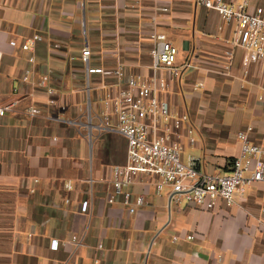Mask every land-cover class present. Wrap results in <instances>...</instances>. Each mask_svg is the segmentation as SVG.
<instances>
[{"label": "crops", "instance_id": "crops-1", "mask_svg": "<svg viewBox=\"0 0 264 264\" xmlns=\"http://www.w3.org/2000/svg\"><path fill=\"white\" fill-rule=\"evenodd\" d=\"M234 25L196 0H0V104L41 108L0 116V264H264L263 183L207 209L175 203L167 189L156 193V176L140 172L128 188L144 203L130 212L121 195L108 201L111 167L126 160L124 135L96 116L85 124L88 102L104 92L98 85L114 82L111 67L151 74L150 33L162 31L178 48L175 64L191 62L177 75L157 69L167 81L160 97L188 116L182 159L197 157L203 172H229L238 130L250 125V141L264 138V64L243 66ZM36 33L42 39L31 51L19 46ZM85 43L91 63L106 70L89 74V87L79 58ZM43 76L56 88L54 104L39 85Z\"/></svg>", "mask_w": 264, "mask_h": 264}, {"label": "built area", "instance_id": "built-area-1", "mask_svg": "<svg viewBox=\"0 0 264 264\" xmlns=\"http://www.w3.org/2000/svg\"><path fill=\"white\" fill-rule=\"evenodd\" d=\"M204 7L215 9L224 21H234L232 43L244 49L243 66L260 61L264 64V9L259 4L249 5V0H196ZM165 10L166 7H163ZM154 40L149 51L150 75L130 72L122 63L111 67L114 82L108 86L105 83L98 85L104 88L96 102L87 104V122L91 126V118L98 117L99 125L121 132L126 139V160L124 163H115L111 167L112 191L108 201L113 200L115 194L121 195L122 202L129 211L144 203L142 194H131L128 186L136 174L142 172L155 175L154 190L160 193L168 190L169 200L175 203H194L202 208L211 209L217 199L222 198L226 204L233 202V193L243 192L245 185L253 182L264 184V138L263 142L250 141L249 131L252 126L237 131L240 141V151L231 160L230 170L227 173L203 172L198 168V158L187 155L182 159L183 144L180 140L181 123L188 119L186 113L177 114L168 103L160 97V92L167 87L165 77L157 73L159 67H167L173 74H178L180 68L190 66V60L176 65L178 48L162 31L150 33ZM42 39L40 34L20 42L19 46L31 51L35 42ZM16 44L14 39L10 40ZM231 55V51H227ZM79 58L87 74L104 73L105 68L91 63V48L85 43L80 49ZM28 60L33 61L30 53ZM227 66V65H226ZM27 69L22 76L29 77ZM246 71L243 72L246 75ZM48 94L47 102L55 103L56 88L51 86L45 76L39 80ZM262 99V96H260ZM264 102V98H263ZM22 111L28 115L41 112L38 105L18 106V99L0 104V116L8 111ZM191 130L188 129V132ZM189 141L194 137L189 135ZM66 187H70L69 180ZM68 200V199H66ZM90 195L82 199L80 211H90ZM75 239V238H73ZM76 242V241H75ZM51 248L58 247V240L52 239Z\"/></svg>", "mask_w": 264, "mask_h": 264}, {"label": "rangeland", "instance_id": "rangeland-1", "mask_svg": "<svg viewBox=\"0 0 264 264\" xmlns=\"http://www.w3.org/2000/svg\"><path fill=\"white\" fill-rule=\"evenodd\" d=\"M254 2H256V4H259L264 8V0H254ZM263 15H264V13H263Z\"/></svg>", "mask_w": 264, "mask_h": 264}]
</instances>
